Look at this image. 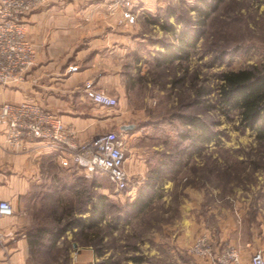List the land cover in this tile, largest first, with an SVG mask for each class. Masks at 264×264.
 I'll return each mask as SVG.
<instances>
[{
    "label": "rangeland",
    "instance_id": "374dc122",
    "mask_svg": "<svg viewBox=\"0 0 264 264\" xmlns=\"http://www.w3.org/2000/svg\"><path fill=\"white\" fill-rule=\"evenodd\" d=\"M164 2L154 14L146 12L145 20L171 26L169 31L162 29V36L156 39L176 46L180 44L177 37L182 30L198 28L191 11L197 0ZM120 9L123 20L124 11ZM136 21L135 16L132 24L123 20L122 27L128 28ZM200 33L196 45L186 48L187 58L160 63L156 52L153 60L150 56L147 59L146 69L132 51L125 57L126 71L133 88L150 96L156 118H161L156 143L163 150L155 157L156 162H168L167 154L176 148L189 149L179 137L187 130L182 120L185 114L196 115L204 121L215 133L214 140L192 156H176L175 161L182 163L180 171L167 174L176 176L173 185H163L150 204L139 212L130 207L132 200L127 194L130 187L117 192L105 175L97 173L90 192L94 197L103 195L107 203L106 217L98 231L100 242L95 241L96 237L93 239V230L85 233L88 239L79 232L77 235L71 232L65 234L56 252L28 256V264H102L106 261L132 264L129 259L135 256L142 257L144 264H199L189 252L197 229L186 225V217L198 218L205 208L216 206L220 219L224 221L230 214L235 225H242L241 228L251 222L256 224L257 214L261 216L260 221L264 220V143L257 141L252 131L241 127L237 111L223 107L218 99L222 73L264 65V0H223ZM133 48H137L136 44ZM141 72L145 75L141 76ZM64 175L61 183L68 187L78 177L72 178L70 172ZM197 193L201 195L198 204L194 196ZM36 205L38 209L39 204ZM49 207L47 202V210L40 211L39 215L45 217ZM25 210L32 216L31 203H26ZM217 229L214 226L213 233ZM80 250H89L91 258L79 262L78 256L70 257L72 251L76 257Z\"/></svg>",
    "mask_w": 264,
    "mask_h": 264
},
{
    "label": "crops",
    "instance_id": "0c3cea01",
    "mask_svg": "<svg viewBox=\"0 0 264 264\" xmlns=\"http://www.w3.org/2000/svg\"><path fill=\"white\" fill-rule=\"evenodd\" d=\"M164 1L132 0L137 21L124 28L115 0H46L25 18L26 38L36 50L34 67L24 82L0 85V105L36 103L71 127L79 141L107 131L122 135L127 141L124 168L130 179L127 194L132 201L144 185L153 184L159 189L172 186L176 176L167 174L180 171V167L156 162L155 157L163 150L156 143L161 118H156L150 96L133 88L125 61L133 51L138 63L147 69L149 56L153 60L156 52L164 50L165 44L156 39L162 36L163 24L153 19L146 21L144 16L146 12H157ZM135 44L137 48H133ZM69 67L76 70L68 72ZM89 81L96 90L116 97L117 105L108 108L90 101L84 92ZM5 135L6 125L0 121V201H8L13 209L12 215L0 217V264H28L26 228L34 219L26 213V203L33 205L34 191L63 179L65 173L70 172L72 178L81 174L61 167L36 142L8 146ZM157 169L164 172L156 176ZM153 194L152 199L157 193ZM194 196L198 204L201 195ZM218 213V207L210 206L198 218H185L188 227L197 229L192 242L207 234L216 250L230 243L239 249L242 264H249L256 251L264 255V220L260 221V214L255 217L256 224L251 222L241 228L235 225L232 215L227 214L223 221ZM214 226L218 228L216 233ZM90 255L89 250H80L76 257L72 251L70 257L78 256L79 262H86ZM198 262L207 264L202 259Z\"/></svg>",
    "mask_w": 264,
    "mask_h": 264
},
{
    "label": "built area",
    "instance_id": "2783aa9c",
    "mask_svg": "<svg viewBox=\"0 0 264 264\" xmlns=\"http://www.w3.org/2000/svg\"><path fill=\"white\" fill-rule=\"evenodd\" d=\"M46 0H0V85L24 82L34 67L36 50L26 38L25 18ZM132 0H115L123 9V20L132 24ZM76 67H69L68 72ZM84 92L94 104L108 108L117 105L116 97L96 90L91 81ZM0 121L6 125V144L18 147L25 142H36L66 169L79 172L89 179L97 173L106 176L117 192L129 187V176L124 168L126 139L115 131L102 132L88 141H79L71 127L36 103H3ZM13 213L8 201H0V217ZM192 256L207 264H242L240 251L233 245L213 248L210 235L201 234L190 245ZM249 264H264L261 251L253 253Z\"/></svg>",
    "mask_w": 264,
    "mask_h": 264
},
{
    "label": "trees",
    "instance_id": "16d2710c",
    "mask_svg": "<svg viewBox=\"0 0 264 264\" xmlns=\"http://www.w3.org/2000/svg\"><path fill=\"white\" fill-rule=\"evenodd\" d=\"M222 1L197 0V3L191 6V11L196 16L194 25H197L198 28L182 30L177 37L180 44L176 46L165 45L164 51L158 52L157 61L166 63L187 58L186 48L196 45L201 35V28L211 14L218 9ZM161 28L164 31L172 29L171 26L167 25H162ZM221 81L222 84L218 94L220 104L223 107L237 111L241 127L252 131L256 140L264 143V65L222 73ZM182 120L187 130L180 133L179 137L187 143L186 148L189 149L176 148L175 152L167 154L168 162L164 163L171 168H178L182 165L180 161H175L176 156H192L203 145L214 140L216 136L207 124L196 115L185 114L182 116ZM166 168L168 169V167ZM154 172L156 176H159L164 171L157 169ZM76 178V182L68 188L65 183L58 180L52 182L49 186H42L34 191V194H36V201L32 205L34 220L26 229L30 258L37 257L43 251L47 255L51 254L49 252H56L59 243L69 231L73 235H77L79 232V235H84L88 239L89 235L85 233L93 230V239L96 237L95 241L100 242L98 231L100 224L106 217V197L103 195L94 197L90 192L89 187H92L96 182V175H93V179L89 182L82 175ZM66 190L70 194L64 193ZM157 190L159 191V187L153 184L140 187L136 198L130 203L131 209L135 212L143 210L150 204L153 193H158ZM44 202H49L50 207L49 211H46L45 217H41L39 212L46 209V203L44 205ZM36 204H39L38 209ZM82 215H85V217H81ZM65 253L68 257L69 253L67 251ZM129 260L132 264H144L142 257H130ZM102 264L119 263L106 261Z\"/></svg>",
    "mask_w": 264,
    "mask_h": 264
}]
</instances>
